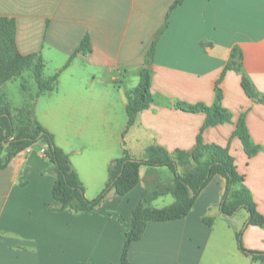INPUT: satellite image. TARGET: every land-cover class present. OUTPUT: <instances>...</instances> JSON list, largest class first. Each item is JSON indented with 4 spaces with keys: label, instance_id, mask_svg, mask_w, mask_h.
I'll return each mask as SVG.
<instances>
[{
    "label": "crops",
    "instance_id": "0c3cea01",
    "mask_svg": "<svg viewBox=\"0 0 264 264\" xmlns=\"http://www.w3.org/2000/svg\"><path fill=\"white\" fill-rule=\"evenodd\" d=\"M174 1L0 0V16L16 20L19 51L43 58L45 78L59 73L53 89L35 95V116L69 155L89 199L104 189L111 164L125 150L143 159L152 145L170 152L195 148L206 115L175 104L212 105L234 46L243 51V73L264 97V0H184L170 13L156 44L154 103L124 134L126 93L139 84L147 50ZM86 35L91 51L77 53L65 66ZM25 73L35 81L28 69L0 90ZM241 79L235 71L226 73L222 105L232 121L206 128L203 137L205 143L229 148L264 215V103L247 96ZM242 113L259 145L252 157L234 136ZM51 167L44 147L34 144L0 169V264H120L133 209L145 191V178L155 172L142 165L140 181L130 192L122 195L112 188L94 210L74 212L50 208L56 181ZM157 169L163 179L173 178L168 167ZM225 190L226 179L217 174L186 217L149 221L144 237L130 246L131 264H264L245 254L236 238L244 229V247L264 251V227L246 226V209L224 215ZM206 216L215 218L212 226L204 222Z\"/></svg>",
    "mask_w": 264,
    "mask_h": 264
},
{
    "label": "trees",
    "instance_id": "16d2710c",
    "mask_svg": "<svg viewBox=\"0 0 264 264\" xmlns=\"http://www.w3.org/2000/svg\"><path fill=\"white\" fill-rule=\"evenodd\" d=\"M184 0H175L169 9L166 22L154 37L147 50L145 64L139 69V84L127 91L128 122L124 134L136 122L141 111L154 103L152 88V63L155 56L156 44L168 26L170 13ZM17 23L13 18L0 16V88L9 80L20 76L25 70L31 69L38 84L39 96L55 87L59 73L44 77V60L40 55L22 54L17 46ZM91 51L89 35H86L71 55L65 66L79 53ZM241 74V85L247 96L256 102L264 103L250 79L243 73V51L240 46H234L230 58L225 65L215 86V100L210 106L204 103L188 104L178 101L175 107L188 112H202L206 115L205 122L197 137L196 146L192 150L177 149L168 151L161 145H152L146 149L143 159L134 158L125 150L124 155L113 161L109 168V180L104 189L93 199L87 198L85 188L73 167L69 155L60 148L54 135L46 129L35 116L34 99L20 109V123L15 120L13 106L5 93H0V169L6 168L12 159L21 151L34 144L42 145L46 157L50 160L51 171L56 181L52 188V210H72L74 212L94 210L105 198L108 192L115 188L122 195L130 192L140 181L142 165L155 172L152 179L145 178V191L137 206L133 209L131 226L125 234V245L120 264H131L129 250L132 243L144 237L149 221H172L186 217L192 210L200 192L209 184L211 179L219 174L226 179V190L220 202L221 212L226 216H234L239 210L246 209L249 213L246 226L264 227V215L257 209V204L245 183L228 147L217 144H206L203 132L206 128L232 121V113L223 107V91L221 83L228 71ZM23 90L28 85L23 84ZM234 136L238 137L246 153L252 157L259 151L246 123V114L242 113L236 122ZM166 166L173 178L165 180L160 176L158 167ZM170 194L174 201L164 207H155L153 202L160 196ZM215 218L204 217V222L212 226ZM244 229L236 234L239 248L255 261H264V251L250 250L244 247L242 236Z\"/></svg>",
    "mask_w": 264,
    "mask_h": 264
},
{
    "label": "rangeland",
    "instance_id": "374dc122",
    "mask_svg": "<svg viewBox=\"0 0 264 264\" xmlns=\"http://www.w3.org/2000/svg\"><path fill=\"white\" fill-rule=\"evenodd\" d=\"M29 70H31V69H29ZM131 80H132V78H131ZM24 83L28 85L27 91L23 90L22 86ZM38 90H39V88H38L37 82H35L33 80V78L29 76L28 73H25L23 77L17 78L15 80H13V82H10L4 91L0 90V93H5L7 99L9 101L11 100V102L13 103V105H12L13 111L12 112H13L14 118L16 121H18L20 123V120H21L20 119V109L18 107H22V106H18V105H21L25 99L30 100L31 97H33L37 94ZM8 95H9V97H8ZM203 139H204V137H203ZM206 144H208V143H206ZM133 149H136V147L134 146ZM134 153L138 154V151L134 150ZM173 201H174L173 196L170 194H167V195L159 198L158 201H156V202L154 201L153 205L155 207H164L166 205L171 204ZM164 202H166V203H164Z\"/></svg>",
    "mask_w": 264,
    "mask_h": 264
},
{
    "label": "water",
    "instance_id": "95a60500",
    "mask_svg": "<svg viewBox=\"0 0 264 264\" xmlns=\"http://www.w3.org/2000/svg\"><path fill=\"white\" fill-rule=\"evenodd\" d=\"M47 147H48L47 145L44 146V148H47Z\"/></svg>",
    "mask_w": 264,
    "mask_h": 264
}]
</instances>
